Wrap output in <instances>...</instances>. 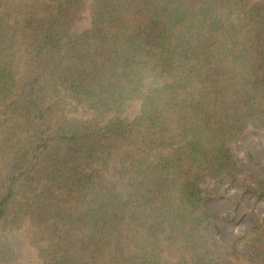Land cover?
Listing matches in <instances>:
<instances>
[{
    "label": "trees",
    "instance_id": "1",
    "mask_svg": "<svg viewBox=\"0 0 264 264\" xmlns=\"http://www.w3.org/2000/svg\"><path fill=\"white\" fill-rule=\"evenodd\" d=\"M85 3L0 0V264L25 219L40 264H264V217L241 253L205 189L264 202L235 152L264 130V0H93L74 33Z\"/></svg>",
    "mask_w": 264,
    "mask_h": 264
},
{
    "label": "rangeland",
    "instance_id": "2",
    "mask_svg": "<svg viewBox=\"0 0 264 264\" xmlns=\"http://www.w3.org/2000/svg\"><path fill=\"white\" fill-rule=\"evenodd\" d=\"M92 1L86 0L81 18L73 28L74 33L90 27ZM151 85L152 80H148L145 89ZM141 104V97L135 98L129 103L124 116L129 119L135 118L140 114ZM75 115L88 118L91 112L80 107ZM235 152L248 172L260 175L259 165L264 164V130L252 125L249 133L235 144ZM109 176L112 184L128 196L130 189L126 178L119 172L118 165H114ZM205 189L208 191L206 208L213 214L219 238L239 252H247L249 250L247 239L258 231V218L264 217V202L244 185L231 186L228 178L224 182H207ZM15 235L19 244L20 264H40L38 250L31 243L28 219H25L22 229L16 231Z\"/></svg>",
    "mask_w": 264,
    "mask_h": 264
}]
</instances>
